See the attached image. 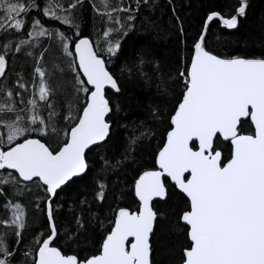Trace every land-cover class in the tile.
Returning a JSON list of instances; mask_svg holds the SVG:
<instances>
[{
    "label": "snow or ice",
    "instance_id": "6c2138e0",
    "mask_svg": "<svg viewBox=\"0 0 264 264\" xmlns=\"http://www.w3.org/2000/svg\"><path fill=\"white\" fill-rule=\"evenodd\" d=\"M88 2L93 32L85 35L84 0H0V264H157L167 213L154 202L167 203L170 189L183 204L178 264H264V50L237 39L245 49L225 52L211 33L214 22L239 32L250 0L229 15L207 8L195 32L167 0L180 46L173 64L152 52L159 0ZM138 20L151 39L121 72L152 83L150 67L165 98L152 108L164 138L151 165L137 157L155 136L150 128L113 146L117 112L106 91L121 92L110 65ZM20 56L31 72L10 76ZM69 199L76 228L62 236L57 214ZM29 205L42 229L29 224ZM93 222L102 229L96 250L68 254L61 240Z\"/></svg>",
    "mask_w": 264,
    "mask_h": 264
},
{
    "label": "trees",
    "instance_id": "16d2710c",
    "mask_svg": "<svg viewBox=\"0 0 264 264\" xmlns=\"http://www.w3.org/2000/svg\"><path fill=\"white\" fill-rule=\"evenodd\" d=\"M46 2V0H43ZM67 2V0H65ZM174 6L178 14L185 20V27L190 28L195 32L201 22L204 12L209 7H213L221 11L224 15L231 14L232 7L237 4V0H173ZM78 15L82 18V29L85 35L93 32V11L88 0H84L83 7L79 9ZM142 15H151L142 9ZM172 16L170 6L167 0H159L158 7L152 15V19L156 20L158 24L157 31L159 32V39L153 41L152 52L155 57L160 59L162 64H173L179 54L178 38L173 27L175 21L170 22ZM98 19V18H97ZM47 24L48 21H45ZM55 23V22H53ZM100 27V25H97ZM148 30L150 35L144 36L141 33ZM264 0H250V9L246 19H242L241 28L239 32H228L222 29L218 23L214 22L211 27L213 35V44L219 47L222 51H235L237 49L244 50L243 43L237 44L233 41L240 39L246 40V48L250 52L257 54L264 50ZM222 35L223 43L215 45L214 37ZM95 39V36L92 37ZM151 39V29L149 25L137 21V29L135 32L129 34L122 40V48L119 53V58L114 59L113 64L110 65V70L114 73L121 87L120 93L107 91L112 97V102L116 106L117 114L112 118L115 121L113 125L112 140L113 146L123 143L128 136L132 134V129L141 127L150 128L155 132V136L151 139L144 140L137 149V157L141 163L151 165L154 160V154L162 145L164 138V128L159 125L152 116V108L164 102L165 98L158 95L155 75L152 73L150 67H146L145 71L153 76L152 83H145L138 75H129L128 72L122 74L121 69L126 63H130L136 58L137 53L142 49L146 40ZM53 52L50 50L48 57L50 58ZM12 71L10 76H15L17 72H22L27 76L31 72L30 62L26 61L24 57L20 56L11 65ZM131 173H129V178ZM124 180V177H121ZM121 187L127 191V186L122 184ZM78 189L74 186L69 190V196L75 198ZM131 194L128 202H131ZM28 201L25 200V203ZM156 207L167 213V221L164 229L160 234L159 243L157 245V252L154 256L157 264H178L181 247L184 244V236L182 230L175 227L176 214L180 208L183 207L180 196L176 194L175 189H170V198L167 203L158 201L155 203ZM74 205L72 199H69L67 205L62 208L57 214L58 229L63 236L65 232L71 233L75 228V220L73 218ZM133 208L135 205L133 204ZM77 214H79L77 212ZM38 214L32 211L31 205L28 208L29 224L33 228L42 229L44 219L42 216L34 223V217ZM86 231H81L78 238L73 241L61 240V245L68 254L79 253L81 256L87 255L96 250L98 241L100 240V233L102 229L96 226V222L86 224ZM33 237V230L29 229L25 232V239L31 240Z\"/></svg>",
    "mask_w": 264,
    "mask_h": 264
},
{
    "label": "water",
    "instance_id": "95a60500",
    "mask_svg": "<svg viewBox=\"0 0 264 264\" xmlns=\"http://www.w3.org/2000/svg\"><path fill=\"white\" fill-rule=\"evenodd\" d=\"M243 19V18H242ZM225 30H227V29H225ZM228 32H234L235 30H227ZM106 91H112V92H114L113 90H106ZM154 203H156V202H154Z\"/></svg>",
    "mask_w": 264,
    "mask_h": 264
}]
</instances>
